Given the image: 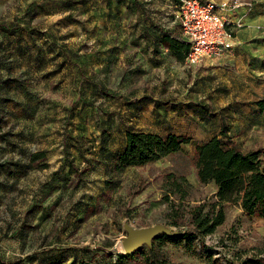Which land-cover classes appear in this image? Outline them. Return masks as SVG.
Listing matches in <instances>:
<instances>
[{
    "label": "rangeland",
    "instance_id": "obj_1",
    "mask_svg": "<svg viewBox=\"0 0 264 264\" xmlns=\"http://www.w3.org/2000/svg\"><path fill=\"white\" fill-rule=\"evenodd\" d=\"M176 2L0 0V264H115L128 227L167 226L168 173L187 177L191 203L216 199L191 162L198 143L264 147V0H239L243 55L230 54L234 42L194 67L178 41L163 43V32L182 36ZM130 128L188 140L181 153L118 169ZM37 151L46 168L31 161ZM224 209L204 245L165 244L167 258L226 262L263 242V218Z\"/></svg>",
    "mask_w": 264,
    "mask_h": 264
},
{
    "label": "trees",
    "instance_id": "obj_2",
    "mask_svg": "<svg viewBox=\"0 0 264 264\" xmlns=\"http://www.w3.org/2000/svg\"><path fill=\"white\" fill-rule=\"evenodd\" d=\"M154 26L163 30L159 25ZM162 36L163 43L168 42V37L174 39L169 40L172 47L178 41L184 47V55L189 50V44L182 36L173 38L169 32H163ZM259 104L264 108V99ZM187 140V135L174 132L163 136L152 131L130 128L126 132L125 147L117 155V168L141 167L181 153ZM45 159L44 151L34 152L31 156L32 162L42 161V168L48 166ZM191 162L201 183H215L218 188L216 199L191 203L189 198L193 187L187 177L168 173L164 184V197L169 205L167 226L176 227L177 230H172L171 234L159 233L147 251L141 246L135 252L127 253L115 264H182L171 262L162 251V246L182 245L184 241L192 242L195 238H199L200 244L204 245V237L214 233L224 223L226 203L240 204L247 215L264 219V147L248 151L239 149L234 144L227 147L223 137L217 135L196 145ZM105 183L106 193H109L113 188V181L107 179ZM171 195L177 196L178 201L171 199ZM207 262L264 264V237L258 246L232 252L226 262L210 253L207 254ZM58 263L60 262H49Z\"/></svg>",
    "mask_w": 264,
    "mask_h": 264
},
{
    "label": "built area",
    "instance_id": "obj_3",
    "mask_svg": "<svg viewBox=\"0 0 264 264\" xmlns=\"http://www.w3.org/2000/svg\"><path fill=\"white\" fill-rule=\"evenodd\" d=\"M240 5L239 0H177L182 37L189 44L185 54L187 66H197L233 49L236 34L231 27L235 23L229 17Z\"/></svg>",
    "mask_w": 264,
    "mask_h": 264
},
{
    "label": "water",
    "instance_id": "obj_4",
    "mask_svg": "<svg viewBox=\"0 0 264 264\" xmlns=\"http://www.w3.org/2000/svg\"><path fill=\"white\" fill-rule=\"evenodd\" d=\"M162 232L171 234V230L164 225H154L148 228L128 227L127 238L123 241L125 252L133 253L143 244H152L153 239Z\"/></svg>",
    "mask_w": 264,
    "mask_h": 264
},
{
    "label": "crops",
    "instance_id": "obj_5",
    "mask_svg": "<svg viewBox=\"0 0 264 264\" xmlns=\"http://www.w3.org/2000/svg\"><path fill=\"white\" fill-rule=\"evenodd\" d=\"M246 15L243 13V7L239 9L237 13L230 15V21L235 23L232 27H234L236 39H235V48L230 53L231 55H243V19H245ZM163 28V24H158Z\"/></svg>",
    "mask_w": 264,
    "mask_h": 264
},
{
    "label": "bare ground",
    "instance_id": "obj_6",
    "mask_svg": "<svg viewBox=\"0 0 264 264\" xmlns=\"http://www.w3.org/2000/svg\"><path fill=\"white\" fill-rule=\"evenodd\" d=\"M122 248L125 250L124 244H123V247Z\"/></svg>",
    "mask_w": 264,
    "mask_h": 264
}]
</instances>
